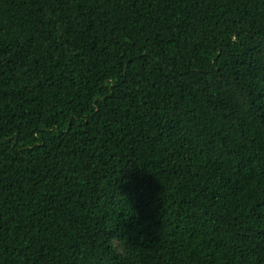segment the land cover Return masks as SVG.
Returning <instances> with one entry per match:
<instances>
[{
	"label": "trees",
	"instance_id": "16d2710c",
	"mask_svg": "<svg viewBox=\"0 0 264 264\" xmlns=\"http://www.w3.org/2000/svg\"><path fill=\"white\" fill-rule=\"evenodd\" d=\"M0 264H264V0H0Z\"/></svg>",
	"mask_w": 264,
	"mask_h": 264
}]
</instances>
